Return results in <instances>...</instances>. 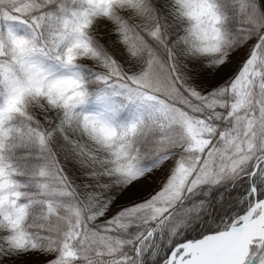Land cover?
<instances>
[{
    "label": "snow or ice",
    "instance_id": "1",
    "mask_svg": "<svg viewBox=\"0 0 264 264\" xmlns=\"http://www.w3.org/2000/svg\"><path fill=\"white\" fill-rule=\"evenodd\" d=\"M0 264H264V0H0Z\"/></svg>",
    "mask_w": 264,
    "mask_h": 264
}]
</instances>
